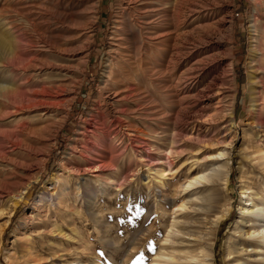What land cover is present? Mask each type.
I'll use <instances>...</instances> for the list:
<instances>
[{
    "label": "rangeland",
    "instance_id": "obj_1",
    "mask_svg": "<svg viewBox=\"0 0 264 264\" xmlns=\"http://www.w3.org/2000/svg\"><path fill=\"white\" fill-rule=\"evenodd\" d=\"M42 1L45 0H0V29H6L12 34L24 51V61L33 64L30 68H24L14 59L3 58L0 51V83L12 81L18 93H24L36 105L31 109L13 112L20 108L19 104L0 97V264H136L139 252L145 251L147 253L144 252V255L147 256L152 250H156V245L150 247V237L154 230L162 228L160 222L168 219L167 214L172 207L166 205V214L162 219L154 209L155 203L159 201L158 197L147 198L144 195L146 169L139 168L140 178L132 177V172L138 169L137 161L147 159L148 155L134 152L136 148L133 145L153 143L160 139L163 143L161 149L165 153V144L173 135L176 141L181 142L178 150L182 151V159L191 154L199 160L203 158L201 165H212L217 161L216 154L223 147L218 145L219 142H232L228 183L226 190L222 186L216 187L218 204L212 213L218 215L220 209L229 205V211L220 220L215 233L212 257V264H227L226 245L230 236L234 237L232 232L237 231V228L246 231L252 226L246 223L249 226L244 227L246 217L239 215V207L245 204L242 202L241 189L249 186L251 192H254L258 190L260 181L264 186V168L257 163L258 157L264 155V129L251 128L249 121H245L239 129L233 131L228 125L226 110L224 111V105L233 96L231 120L239 123L246 118L250 99H255L256 91L260 95L261 105L260 115H254V119L260 118L264 127V25L259 23L261 27L257 46L261 54L258 55L252 49L253 34L249 28L252 2L232 0L227 5L228 11L232 12L229 45L224 44L219 34H216L204 44L186 46L187 54L175 73L176 80L182 76L183 78L172 99H167L165 93L153 92L152 96L156 101L151 102L146 96V90L153 91L150 83H142L140 75L128 68L121 86L127 85L135 91L133 94L128 93L126 98L117 101L115 105L129 109L121 112V115L132 129L123 131L124 140L120 144L115 142L121 147L116 153L114 150L119 147L113 145L116 148L111 149L112 167L109 168L104 167L106 163L100 162L102 157L89 155L85 159L79 156L75 149H79V146L72 140L80 138L78 129L90 120L89 111L97 97L104 94L103 87L98 85L103 77V67L111 43L116 0H97V19L90 28L92 36L86 47H83V31H80L83 23L81 15L85 14L89 5L77 0H61L62 11L65 8L78 15H74L76 17L72 18V23H57L54 20L39 19L42 16L37 5ZM33 3L37 11L29 8ZM226 8L211 6L199 15L189 16V24L186 25L191 29L200 22L220 21L227 15ZM27 18L34 20L37 26L39 23L47 34H53L48 39V46L31 28L26 27ZM127 36L130 39L134 36L139 40L137 32H129ZM50 43L53 44L52 47ZM225 48H230V57L224 55ZM85 55L82 67L78 68L77 63ZM205 55H215V58L192 78L188 73L183 75V72L193 64L196 65L197 60ZM230 63L231 72H228ZM258 65L262 68L260 74H256L255 70ZM249 73L260 76L262 86L251 80ZM73 77L79 81H74ZM120 90L114 84L111 92ZM154 107L160 108L162 113L159 114L161 111H155ZM63 114L65 117L61 120V125L48 137L46 127L58 121ZM137 141H140L139 144ZM257 148L262 152L252 154ZM92 161L94 166L103 167L93 168L82 174L75 172L76 169L87 167ZM145 163L151 167L157 166L155 161L151 162L149 159ZM161 166L166 168L165 164ZM124 175L131 180L124 189L128 188L131 200L137 197L133 209L135 208V216L138 215L135 220L141 218L137 224L143 234L139 236L143 239L142 246L139 242L128 245L125 240L127 208H124L122 200L126 195L125 190L104 184L108 178L115 179L116 182ZM165 179L169 181L170 176ZM75 180H79L80 185L84 186L83 190L89 193L93 190V194L97 186H102L101 201L91 207L96 215L90 214V209L81 207L79 201L73 204L74 192L67 188V184H73ZM180 180L185 181L184 178ZM25 186L27 188L22 197L17 198ZM262 191L264 193V187ZM155 193L160 195L158 190ZM68 199L71 201L64 205ZM93 202H96L95 199ZM142 210L144 215L141 217L139 213ZM64 221L68 222V226ZM90 225H93V230L89 228ZM58 227L74 239H68L69 242L76 244H70L67 238L59 241L62 239L56 237ZM128 254L132 255L130 263L127 260ZM261 255L264 256V252ZM146 258L137 264H146ZM248 259L254 261L253 258ZM254 263L261 264L256 261Z\"/></svg>",
    "mask_w": 264,
    "mask_h": 264
},
{
    "label": "bare ground",
    "instance_id": "obj_2",
    "mask_svg": "<svg viewBox=\"0 0 264 264\" xmlns=\"http://www.w3.org/2000/svg\"><path fill=\"white\" fill-rule=\"evenodd\" d=\"M46 1H42L40 5H37L42 16L39 19H47L46 21L54 20L57 23L74 22L72 18L78 14L76 12H68L65 8L63 12L60 7L63 4L61 0ZM77 2H84L89 5L84 11L85 14L81 15L83 23L81 24L82 30L80 31H83L81 37L84 38L83 47H86L92 36L90 28L97 19L98 1L77 0ZM231 2L232 0H116L115 16L110 38L111 43L107 53L106 63L103 67V77L98 85V87H103L104 94L103 96L100 94L97 97L95 104L89 111L88 117L90 120H87L81 125L78 129L80 131L77 130L80 138H74L72 140L79 146V149L75 148L77 150L76 153L85 159L86 157L89 158V155L102 157L103 159L100 162L106 163L104 167L109 166L111 168V149L119 147L114 150L116 153L121 147L115 144V142H119L120 144L124 140L123 131L128 132L132 129L130 123L121 115V112L129 111V109L115 105L117 101L126 98L128 93L133 94L135 91L127 85L121 86L122 79L126 76L128 68H132L135 73L140 75L142 83H150L153 91L146 90V96L151 102L156 101L152 96L153 92L165 93L168 96V98L166 97L167 99H172L174 92H176L175 90L179 86V82H181L180 80H182L181 78H183L182 76L176 80L175 73L179 64L183 61L184 56L187 54L188 49L186 46L190 44H204L212 40L216 34H219L224 44L229 45L232 12L231 10L228 11L227 5H230ZM250 2H252V8L250 10L251 20H249V28L253 34L251 37L252 49L259 55L261 51L257 46V42L258 36L260 35L259 28L261 27L259 23L264 25V0H250ZM211 6L214 8L218 6L220 9L227 7L226 17L213 23L205 22L202 24L200 22L191 29L186 25L189 16L199 15L204 9H209ZM37 7L33 3L29 8L37 11ZM25 25L31 28L42 42L48 46V39H51L53 34H47L42 30L39 23L38 26L40 27L35 24L34 20L28 18L26 19ZM78 28L80 27L78 26ZM129 32H137L139 40H136L134 36L130 39L127 36ZM49 45L52 47L53 44L50 43ZM225 49L224 55L230 57V48ZM0 51L2 52L3 58L14 59L17 64L22 65L24 68H30L33 65L29 61H24V51L18 46V41L3 28L0 29ZM85 58L86 55L77 63L78 68L82 67ZM214 58L215 55L201 57L197 60L196 65L193 64V66L187 67L188 69L183 72V75L186 76L188 73V76L192 78L203 70L205 65ZM231 65L230 63L228 72H231ZM261 69V66L255 68L256 74H260L262 72ZM256 74L249 73V78L255 80L257 85L261 84L262 86V79ZM72 79L79 81L76 77ZM114 84L118 85L121 90L111 92ZM254 90L256 89L254 88ZM0 97L8 98L15 101V104H19L20 108H17L13 112L31 109L33 106H36L25 97L24 93H18L16 85L12 81L0 83ZM233 99L232 96L230 101L224 105V111L226 110L225 112L228 115L227 122L229 123L230 129L236 131L245 121H249V127L251 128L264 129L262 120L260 118L254 119V115H260L259 107L261 105V98L258 92L255 91V99H250L251 103L247 113L249 119L246 116L239 123L232 122L231 120L233 115ZM154 109H156L155 111H161L159 114L162 113L160 108L154 107ZM64 117L63 114L58 121L52 122L50 126L46 127L48 137L53 135L55 130L61 125V120ZM139 142L137 141V144ZM180 145L181 142L176 141L175 135L170 137V140L165 144L167 146L165 153L161 149L163 143L160 139H156L153 143L142 142L140 145H133L138 149H134V152L147 153V159L151 162L155 161L157 166L153 167L154 165H152L151 167V165L145 163L147 159H139L136 166L138 169L132 172V177L135 179L140 178L139 168L144 167L146 169L147 181L144 183L146 186V194L144 193V195L147 198L150 196L154 198L158 197L159 201L155 203L154 209L158 211L162 219L166 214V205L172 207V210L167 214L168 219L166 221L164 220L162 222L159 219L163 225L162 228L160 227L154 230L155 232L153 235L151 234V239L149 238L151 240L150 247L156 245V250H152L147 256L144 255L147 252H139L138 262L143 261L147 257L146 264H212L215 233L220 220L229 211L228 205L220 209L218 215L212 214L215 210V205L218 204L216 187L222 186L226 190L232 142L225 143V140H223L218 143V145H223V147L216 154L218 159L212 165H201L200 161L203 158L199 160L198 157L191 154L182 159V151L178 150ZM260 152L262 150L257 148L252 154H258ZM251 158L249 156V159L252 161ZM256 158H253V160H256ZM181 160L183 161L179 163ZM257 163L258 166L261 165L264 168V155L258 157ZM161 164H165L166 168L161 166ZM94 165L95 163L93 161L89 162L86 165L87 167L76 169L75 172L82 174L93 168L103 167L101 165ZM168 175L170 176L169 181L165 179ZM180 178H184L185 181L182 182ZM114 181L115 179L108 178L104 184H111L112 186L125 190L126 195L122 200L124 208H127L126 243L132 245L134 242H139L140 246H142L143 239L139 236L143 234L139 229L140 225L137 224L140 223L141 218L138 221L135 220V217L138 218V215L135 216V208L133 209V203L137 197L131 200L129 191H127L128 188L124 189L130 184L131 180H128V176L124 175L119 181ZM262 184L260 181L258 190L254 192H251L249 186L241 189V194L243 195L242 202L245 204L239 207V215L246 217L244 227L249 226L246 223H250L252 226L246 231L237 228V231L232 232L234 233V237L230 236L226 245L225 262L227 264H255L254 261L264 264V256L261 255L264 252V193L262 191V187L264 186ZM67 185V188L71 192H74L72 198V201H74L73 204L79 201L81 207L90 209L92 211L90 214L92 213L93 215L95 212H93V208L91 207L101 201L103 195L102 186H97L93 194V190L91 193L83 190L84 186L80 185L79 180H75L73 184L68 183ZM138 187L136 188L138 189ZM26 188L27 186L16 197L21 198ZM157 190L160 192L159 196L157 195L158 193H155ZM116 195L119 196V194ZM94 199L96 201L95 203L93 202ZM70 201L71 199L66 200L64 205H68ZM182 211L184 212L180 214ZM139 214L142 217L144 210L140 211ZM64 222L66 224L68 223L67 221ZM71 224L70 226H72ZM63 227L67 228L66 226ZM89 228L93 230V225H90ZM56 232V237L62 239L59 241H64L65 238L67 240L73 239L59 227ZM54 238L52 239L54 240ZM71 243L73 244L74 242ZM248 258H253L254 261ZM127 260L129 263L132 261L131 254H128Z\"/></svg>",
    "mask_w": 264,
    "mask_h": 264
}]
</instances>
